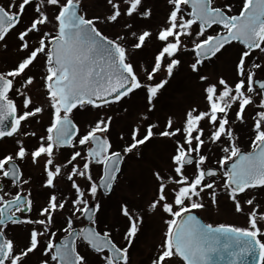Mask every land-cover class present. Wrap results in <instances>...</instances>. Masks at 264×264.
Returning <instances> with one entry per match:
<instances>
[{
	"label": "snow or ice",
	"instance_id": "6c2138e0",
	"mask_svg": "<svg viewBox=\"0 0 264 264\" xmlns=\"http://www.w3.org/2000/svg\"><path fill=\"white\" fill-rule=\"evenodd\" d=\"M165 3L155 27L148 0H101L103 11L93 15L83 0L0 4V49L12 37L18 56L0 71V142L12 141L0 148V264H132L145 216L158 212L166 230L150 264H264V0ZM101 25L120 31L109 36ZM233 49L227 71H206ZM141 54L147 59L137 65ZM185 69L200 86V103L179 121L153 119ZM38 80L43 95L34 101ZM134 95L143 96L142 110L113 141L109 110L127 112ZM83 109L95 115L80 125ZM45 113L44 134L23 130ZM155 143L171 150L167 166L151 173V199L143 208L117 202L109 223L123 165ZM29 165L40 168L38 186ZM221 194L246 226L198 215L219 209Z\"/></svg>",
	"mask_w": 264,
	"mask_h": 264
},
{
	"label": "rangeland",
	"instance_id": "374dc122",
	"mask_svg": "<svg viewBox=\"0 0 264 264\" xmlns=\"http://www.w3.org/2000/svg\"><path fill=\"white\" fill-rule=\"evenodd\" d=\"M101 0H83L84 7L88 11L89 15L102 12L103 9L100 6ZM239 3V0H233V3ZM7 0H0V4H6ZM148 3L153 6L154 17L152 19L151 26L155 27L159 24L166 11L165 0H148ZM105 34L109 36H115L119 31V26H100ZM235 49L229 53L223 61L217 62L215 66H210L206 71L212 72H224L230 67V59L234 58ZM18 58L16 53V43L12 37H9V48L7 51L0 49V71L10 69L16 59ZM255 58V56L253 57ZM147 55L141 54L136 57V63L139 65L141 60H146ZM42 62H38L37 66L32 69V73L37 77L42 73ZM139 71V67H137ZM33 99L42 96L43 92L40 89L39 80L37 85L32 89ZM17 103L21 101L17 99ZM144 103L143 96L134 95L131 100L127 102V112L121 110L119 105H113L109 110V114L114 115V123L112 126L111 137L113 141L117 140V133L122 130H127L129 125L136 122L137 112L142 110ZM200 103V86L194 79L189 77L187 69L176 74L175 78L171 81L170 85L161 98V102L157 105L158 111L153 119L157 117L163 120L169 114H172L177 121L182 117L183 112L192 105ZM252 109H247L248 125H251L252 120L250 118ZM95 113L88 109L76 110V119L80 125H85L87 122L94 118ZM38 124L35 120L30 121L24 127V131H36L37 135L44 134L45 126L47 125L49 115L45 113ZM247 128V127H246ZM249 136V132L247 134ZM249 138V137H247ZM249 140V139H248ZM247 140V143L249 142ZM10 144V145H7ZM27 142L30 144L35 143L34 138H27ZM11 139H7L0 142V148H11ZM171 149L166 147L163 143H155L149 148L142 151L141 158H132L126 161L123 165V175L121 176L118 185L115 187V191L112 195V203L107 209V216L109 223H111L112 217L115 215L116 203L123 200H128L134 204L137 208H143L147 202L151 199L155 181L152 178V171L155 168H165L168 161V153ZM247 150V149H245ZM210 165L215 167V156L210 161ZM213 163V164H212ZM26 172H30L34 180H40V168L33 169L30 165L26 168ZM217 183H222V180H217ZM38 186V184H37ZM264 195V193H261ZM220 207L217 209L209 205L206 210L200 211L199 214L203 216L208 222L216 223H230L246 226V217L244 215L235 214L231 203L226 197L221 194L219 197ZM163 213H156L155 215H146L145 223L142 228V232L139 238L134 242V248L131 250L132 264H150V259L154 255L155 250L160 244L163 229L166 227L163 223ZM166 218V217H164Z\"/></svg>",
	"mask_w": 264,
	"mask_h": 264
},
{
	"label": "trees",
	"instance_id": "16d2710c",
	"mask_svg": "<svg viewBox=\"0 0 264 264\" xmlns=\"http://www.w3.org/2000/svg\"><path fill=\"white\" fill-rule=\"evenodd\" d=\"M241 127H243L244 130H243V132L241 134L240 146H241L242 149H247L248 148L247 140L249 139V138H247V137H249V136H247V134H248V128H246L244 126H241Z\"/></svg>",
	"mask_w": 264,
	"mask_h": 264
},
{
	"label": "flooded vegetation",
	"instance_id": "af4514ba",
	"mask_svg": "<svg viewBox=\"0 0 264 264\" xmlns=\"http://www.w3.org/2000/svg\"><path fill=\"white\" fill-rule=\"evenodd\" d=\"M236 4H238V2L236 3ZM76 119V118H75ZM77 120V119H76ZM6 143V142H5ZM7 144V143H6ZM7 145H10V144H7ZM12 145V144H11ZM36 183L38 184L39 182H38V180L36 179ZM198 215L202 218V220L204 221V222H208L207 220H205L204 218H203V216L201 215V214H199L198 213ZM210 223V222H209ZM234 224V223H233ZM234 225H237V226H243V225H239V224H234ZM164 227H166V225L164 226ZM165 230H166V228H165ZM164 229H163V232L165 231ZM162 232V233H163ZM17 235H19V236H22V233H17ZM134 248V247H133ZM132 248V249H133ZM37 259V257H33V261H35Z\"/></svg>",
	"mask_w": 264,
	"mask_h": 264
},
{
	"label": "water",
	"instance_id": "95a60500",
	"mask_svg": "<svg viewBox=\"0 0 264 264\" xmlns=\"http://www.w3.org/2000/svg\"><path fill=\"white\" fill-rule=\"evenodd\" d=\"M249 264H252V262H251V261H249Z\"/></svg>",
	"mask_w": 264,
	"mask_h": 264
}]
</instances>
